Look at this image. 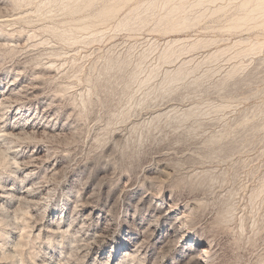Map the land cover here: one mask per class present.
Returning <instances> with one entry per match:
<instances>
[{
  "label": "rangeland",
  "instance_id": "374dc122",
  "mask_svg": "<svg viewBox=\"0 0 264 264\" xmlns=\"http://www.w3.org/2000/svg\"><path fill=\"white\" fill-rule=\"evenodd\" d=\"M9 88L33 105L0 110V264H113L134 185L187 207L206 264H264V0H0ZM43 111L57 131L8 136Z\"/></svg>",
  "mask_w": 264,
  "mask_h": 264
},
{
  "label": "bare ground",
  "instance_id": "6f19581e",
  "mask_svg": "<svg viewBox=\"0 0 264 264\" xmlns=\"http://www.w3.org/2000/svg\"><path fill=\"white\" fill-rule=\"evenodd\" d=\"M14 98H15L14 97V93H13L12 90H10V88L8 90L2 92L1 93V99H0V110L8 102L10 103V108L11 109L12 108H16L17 106H20V108H23V107H25L27 105H28V107H30V105H33L32 102H28L27 100L26 101H21V102H19V101L12 102V99L14 100ZM17 108H19V107H17ZM50 116H51L50 112L43 111L41 113V117L43 119H46V122L44 124L43 123H36V124L29 123L27 126H22V125H20V124H18L16 122L15 125H10V126L8 125L9 129L11 130L10 131L11 133L8 136H19V135H22V134H25V133H28V132L40 135L44 131H50V132L51 131L52 132L53 131H57L59 129L58 125L55 123L54 119L52 117H50ZM17 118H18V116H17ZM17 131H19V132H17ZM167 167H165V168H167ZM166 170L167 169H163L161 171L162 176H165V174L167 172ZM158 172H160V171H158ZM167 175L168 174H166V178L169 179L168 177H170V176H167ZM157 179H161V178L157 177ZM149 180H150V178H149ZM41 181H42L41 182V185H42L41 186L42 187L41 190H38L37 189L38 187L37 188L35 187L37 183L33 184V182H34V180H33L31 185L25 186L24 191L21 192L22 195L18 199L19 200H28L31 203H36L37 204L36 199H38V198H34V197L36 195H42L43 192H45V193L47 192L48 193L49 190H50V183L47 182V181H43V180H41ZM155 181H156V179H155ZM162 181H164V180H162ZM130 182H131V180H130ZM134 182H135V180L133 181V183ZM157 182H158V180H157ZM167 182H168V180H167ZM162 183L165 184L166 182H162ZM128 185L129 184H127L125 186H128ZM155 187H157V186H155ZM130 191H132L133 195L139 194L140 192H142V194L139 197V199L137 200V202H135V203L132 202L133 204L128 206L129 209H131V211L133 210V214L130 215L131 218L129 216V218L132 219V222L130 224H131V228L133 230L130 231V229H128L126 227H125V229L124 228L121 229V231L119 233L118 242L116 241L114 243L116 245V248H117V250H116L117 255H115L113 257V259H112L113 264L115 262H116L115 264H124L125 262L128 261V259H132L133 257H135V258L138 257L140 259L141 255L142 254L144 255V253L146 255V258H145L146 260L144 259V257H141L140 261L144 259L145 261L143 260L144 262L142 261L143 263L142 262L141 263L142 264H146L147 261H149V260L147 258L148 257L147 256L148 251H146V247L145 246H146V243H147L146 240L148 238L147 235L150 232H152V234H153L152 235L150 233L152 235L151 240L153 242V245H155V246L159 245V244H165L167 242L175 240V243H174L175 247H173V248H174V252L176 254V257L174 256V258L172 259L173 260L172 264H206L208 259H211L212 254H213L212 247L200 249L201 246H203V244L205 242L201 238H198L197 236H195V234L192 232V230L188 227V221H187V217H188L187 216V211H188V209H187L186 206H180L179 205L180 203L178 204L176 202V199L174 198L175 196L173 197V196L170 195L169 199L166 200L164 195L163 196L162 195L158 196L155 193L154 189L152 188V185L151 186H147V187H143V188L142 187H138V186L135 187V185H134V188H132ZM1 195H3V194H1ZM118 196H120V195H118ZM3 198H10V196H6V197L4 196ZM119 198H121V197H119ZM56 205L57 204L55 203V201H52V199L51 200H46L43 203V206L45 208H51V210H53V208ZM140 212L142 213L141 216H139ZM65 216H67V215H65ZM89 216H93L94 218H97L99 220L100 219L101 220L104 219V221L101 223V226H100L101 232L103 234L106 233L111 228V225L113 223L112 219L110 218L111 214L107 213L106 215H104V213L102 211H100L99 209L94 208V209H92L90 211ZM78 218H77V220H78ZM103 244H104V242H103ZM158 249H160V248H158ZM167 250H168V248H167ZM171 251H172V249H171ZM194 251H197V253L192 254V252H194ZM98 252H100L102 255L104 254V252L101 251V250H99ZM188 254H189V256H188ZM186 256H188V257H186ZM161 257H159V258H161ZM161 259L162 260L160 261V264H166L165 263L166 257L163 256ZM166 261H168V260H166ZM108 262H111V261L109 260ZM108 262H107V264H108ZM209 264H211V263L209 262Z\"/></svg>",
  "mask_w": 264,
  "mask_h": 264
}]
</instances>
